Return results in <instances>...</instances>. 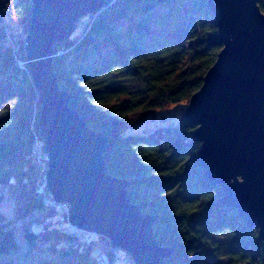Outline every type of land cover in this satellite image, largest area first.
<instances>
[{"label": "trees", "instance_id": "obj_1", "mask_svg": "<svg viewBox=\"0 0 264 264\" xmlns=\"http://www.w3.org/2000/svg\"><path fill=\"white\" fill-rule=\"evenodd\" d=\"M257 2L264 14V0ZM31 18L30 0H0V264H18L24 246L31 259L47 255L38 264H97L106 251L116 264L104 249L109 240L101 238L97 253L90 236L66 217L59 222L64 213L48 193L45 155L34 156L44 142L26 64ZM217 33L206 0H108L54 49L59 88L88 128L108 139L107 170L129 183L130 201L143 214L156 218V239L174 250L166 264H264L259 231L220 207L221 189L203 179L201 144L185 115L178 124L124 135L171 105L188 107L221 50ZM7 200L11 220L2 212ZM37 212L41 218L26 222Z\"/></svg>", "mask_w": 264, "mask_h": 264}, {"label": "water", "instance_id": "obj_2", "mask_svg": "<svg viewBox=\"0 0 264 264\" xmlns=\"http://www.w3.org/2000/svg\"><path fill=\"white\" fill-rule=\"evenodd\" d=\"M30 1L25 53L40 98L48 193L57 205H69L68 223L76 230L109 240L134 264H166L174 250L156 239V218L130 201L128 182L109 174L108 139L69 107L53 69L55 46L108 0ZM206 2L221 50L184 115L201 144L196 163L203 179L221 189L218 205L236 211L264 240V14L257 0Z\"/></svg>", "mask_w": 264, "mask_h": 264}, {"label": "rangeland", "instance_id": "obj_3", "mask_svg": "<svg viewBox=\"0 0 264 264\" xmlns=\"http://www.w3.org/2000/svg\"><path fill=\"white\" fill-rule=\"evenodd\" d=\"M84 19H85V21H83ZM86 20H87V17L81 19L80 22L82 21L81 23L83 24V22L85 23ZM80 22L78 24L77 30H79V26L81 25ZM12 26L15 27L14 24ZM81 29H83V28H81ZM77 30L75 32H77ZM26 64H27V62H26ZM186 109H187V106L185 103H177V104L171 105L168 108L159 111L158 113H156V115L151 116L149 119L139 123L138 125H136L132 128L127 129L125 131L124 135H143V134H146V133L153 131L154 129H156L158 127L168 126L171 123L178 124L180 118L185 114ZM45 176H46V174H45ZM63 205L66 206L65 216L67 217V220H68V212L70 210V207L67 204H63ZM2 212L8 217L9 220H11L14 217L13 204L10 200H7L4 202V204L2 206ZM37 218H41V214L38 212L35 213L34 215H32L30 218H28L26 220V222H29L32 219H37ZM66 223H67V225H69L68 221H66ZM22 224H23V221L17 223L16 225L21 227ZM82 233H84V232H82ZM84 234H86V233H84ZM87 235L91 237L90 241L95 243L96 248L98 250L97 253H98L99 248L101 247V245H103V242H102L103 239L101 240V237L96 236V235H89V234H87ZM118 253L122 257L129 258L128 256L125 255L126 253L121 251V250H118ZM21 256H22V258L18 261V264H38L37 263L38 259L40 257H42V258L46 257L47 255L39 256L36 253H32L31 256L34 259H31V257H29V250L24 246L23 251L21 253Z\"/></svg>", "mask_w": 264, "mask_h": 264}, {"label": "built area", "instance_id": "obj_4", "mask_svg": "<svg viewBox=\"0 0 264 264\" xmlns=\"http://www.w3.org/2000/svg\"><path fill=\"white\" fill-rule=\"evenodd\" d=\"M44 146H42V144L40 143H36V146H35V153H34V156L36 157V159L38 161H41V156L45 155V159L47 161V157H46V153H45V150H43ZM45 169H41V172L44 173ZM60 206V209L61 211L64 213L63 217L61 216L59 218V222L60 223H64L65 221V214H66V206L65 205H59ZM67 218V217H66ZM81 241H86V237L85 236H81L80 237ZM104 249L105 250H111V253L113 254V257H114V261L116 264H134L132 260H130L129 258H126V257H122L119 255L118 253V250L113 248L112 245H111V242L110 241H107L105 244H104ZM96 263L97 264H112V262L110 261V258L108 256V253L107 251L102 253L101 255H99L97 258H96Z\"/></svg>", "mask_w": 264, "mask_h": 264}]
</instances>
